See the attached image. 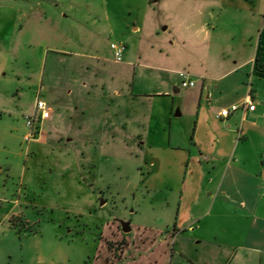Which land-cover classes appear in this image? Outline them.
I'll return each instance as SVG.
<instances>
[{
  "label": "rangeland",
  "instance_id": "374dc122",
  "mask_svg": "<svg viewBox=\"0 0 264 264\" xmlns=\"http://www.w3.org/2000/svg\"><path fill=\"white\" fill-rule=\"evenodd\" d=\"M259 11L264 22V0ZM253 20L220 0H0V264H115L127 249L137 264L164 262L142 253L154 239L148 229L170 232L176 222L175 250L170 238L162 247L167 264L225 262L211 244L230 223L219 206L193 194L179 206L182 184L196 187L207 173L193 175L184 153L146 147L139 121L153 99L141 95L162 73L132 65L162 53L174 69L198 57L217 72L251 52L243 41L259 36ZM111 44L125 48L121 63ZM177 88L172 131L188 143L192 89ZM38 99L50 117L26 141ZM190 214L210 218L199 226Z\"/></svg>",
  "mask_w": 264,
  "mask_h": 264
},
{
  "label": "crops",
  "instance_id": "0c3cea01",
  "mask_svg": "<svg viewBox=\"0 0 264 264\" xmlns=\"http://www.w3.org/2000/svg\"><path fill=\"white\" fill-rule=\"evenodd\" d=\"M260 3L261 0H220V5L237 8L238 12L250 15L254 19L250 26L256 28L259 36L256 40L252 33L244 37L243 46L249 45L251 52L217 72L209 69L198 57L193 61L182 59L179 68L174 69L170 64L171 56L162 53L139 55L132 65L142 71L162 73L158 87L152 93L141 95L153 99L148 102L143 121H139L146 133V147L156 151L184 153L185 164L193 175L207 173L205 183L201 182L196 187L182 184L179 206L187 202L192 194L199 200L207 197L213 206L217 205L223 211V218L230 221L216 231L217 234L212 233L214 240L211 242L212 252L217 253V257L226 254V261L216 263L212 260L197 264H264V22L256 18ZM42 14L39 15L40 19L47 15L46 12ZM53 18L54 15L52 22L55 20ZM200 29L203 31L205 28L201 26ZM199 44H204V41ZM182 71L195 82V86L189 88L192 90L184 94L195 105L193 131L188 143H185L184 136L173 135L172 131L175 98L170 92L174 95L181 93L177 86L181 84L178 73ZM169 72L172 74L168 77L166 73ZM159 98L167 99V102L162 100L156 104L154 99ZM178 99L180 103L175 107L178 109L176 115L182 117L187 112L185 99ZM247 99L254 102L253 112L238 110L226 119H217L222 110L242 104ZM167 103L171 111H168ZM161 115L170 125L168 138L163 139L161 133H165L166 129L164 121L160 127ZM207 218L210 215L204 218L190 214L188 217L199 226ZM148 231L154 239L148 240L149 244L145 246L148 250L142 251L144 257L163 258L164 262L154 264H167V251L162 247H168L167 239L170 238L171 243L174 241L170 250H175L178 242L176 233L179 231L177 222L170 232ZM199 240L194 244L202 245L203 240ZM128 252L127 249L122 259L114 257L115 264H137L138 254Z\"/></svg>",
  "mask_w": 264,
  "mask_h": 264
},
{
  "label": "built area",
  "instance_id": "2783aa9c",
  "mask_svg": "<svg viewBox=\"0 0 264 264\" xmlns=\"http://www.w3.org/2000/svg\"><path fill=\"white\" fill-rule=\"evenodd\" d=\"M111 51L113 52V61L115 63H121L124 55L125 48L111 44ZM178 77L181 82V88L188 89L195 86V82L191 81L189 74L186 72H179ZM255 109L254 102L252 100H245L242 104L232 105L231 107L222 110L218 115L217 119H226L232 113L242 110L243 112H253ZM50 117V109L46 106L45 102L38 99L34 106V113L26 117V127L29 133L25 136L26 141L35 140L39 135L40 125L48 120Z\"/></svg>",
  "mask_w": 264,
  "mask_h": 264
},
{
  "label": "water",
  "instance_id": "95a60500",
  "mask_svg": "<svg viewBox=\"0 0 264 264\" xmlns=\"http://www.w3.org/2000/svg\"><path fill=\"white\" fill-rule=\"evenodd\" d=\"M122 232L123 233H129L130 232V228L128 224H122Z\"/></svg>",
  "mask_w": 264,
  "mask_h": 264
},
{
  "label": "trees",
  "instance_id": "16d2710c",
  "mask_svg": "<svg viewBox=\"0 0 264 264\" xmlns=\"http://www.w3.org/2000/svg\"><path fill=\"white\" fill-rule=\"evenodd\" d=\"M151 1H154V2H156V0H151Z\"/></svg>",
  "mask_w": 264,
  "mask_h": 264
}]
</instances>
